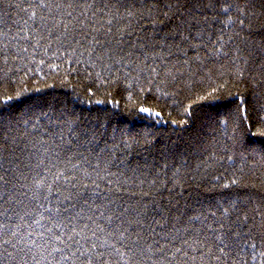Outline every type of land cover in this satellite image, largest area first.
<instances>
[{"label": "trees", "instance_id": "trees-1", "mask_svg": "<svg viewBox=\"0 0 264 264\" xmlns=\"http://www.w3.org/2000/svg\"><path fill=\"white\" fill-rule=\"evenodd\" d=\"M0 264H264V0H0Z\"/></svg>", "mask_w": 264, "mask_h": 264}, {"label": "snow or ice", "instance_id": "snow-or-ice-1", "mask_svg": "<svg viewBox=\"0 0 264 264\" xmlns=\"http://www.w3.org/2000/svg\"><path fill=\"white\" fill-rule=\"evenodd\" d=\"M33 16H35V13H33ZM25 23H27V21ZM140 110L141 111H148L147 109H143V108ZM215 239L219 242L217 244L218 251L220 253H222L225 258L228 257L230 255V252L228 251L229 250V244L221 236H216Z\"/></svg>", "mask_w": 264, "mask_h": 264}]
</instances>
